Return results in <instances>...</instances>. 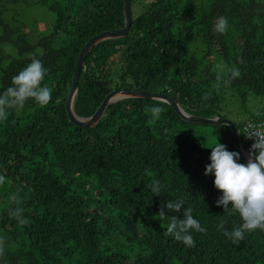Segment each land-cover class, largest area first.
I'll use <instances>...</instances> for the list:
<instances>
[{
    "label": "trees",
    "instance_id": "trees-1",
    "mask_svg": "<svg viewBox=\"0 0 264 264\" xmlns=\"http://www.w3.org/2000/svg\"><path fill=\"white\" fill-rule=\"evenodd\" d=\"M22 3L54 13L53 33L30 41L13 13ZM221 16L228 27L217 33ZM124 23L123 0H0V91L33 58L53 89L46 106L29 100L0 120V264H264V230L233 243L225 232L242 221L217 206L221 193L204 174L216 142L237 151L229 126L186 121L170 104L141 97L110 104L93 127L68 120L80 50ZM119 88L172 96L188 113L229 119L241 131L255 113L264 116V0H150L126 36L86 57L75 114L90 116ZM260 99L257 111L248 107ZM152 107L162 108L159 119ZM180 200L179 212L161 215ZM184 209L204 229L190 230L192 246L168 233Z\"/></svg>",
    "mask_w": 264,
    "mask_h": 264
},
{
    "label": "clouds",
    "instance_id": "clouds-1",
    "mask_svg": "<svg viewBox=\"0 0 264 264\" xmlns=\"http://www.w3.org/2000/svg\"><path fill=\"white\" fill-rule=\"evenodd\" d=\"M227 27V19L221 16L215 23L214 30L224 33ZM46 73L43 62L33 58L30 64L12 77L11 85L0 91V120L7 118L10 109H22L29 100L40 106H46L51 101L53 89L42 83ZM232 75L238 76L239 71L234 69ZM150 111L153 119H159L162 108L152 107ZM247 137L255 142L249 149L246 164L240 162L239 152L227 150L226 146L218 141L209 147L210 163L205 166L204 172L205 175L214 177V187L221 193L216 201L217 206L231 208L239 214L242 223L234 230L225 232V235L237 244L244 239L246 232L264 230V131H253ZM2 180L3 177H0V181ZM149 187L154 195L159 196L158 180H154ZM183 206L182 200L167 202L160 213L165 215V209L167 212H179ZM19 212L20 209H17L15 214L18 216ZM19 222L26 223L23 218H20ZM190 230L204 231L199 221L191 215V211L184 209L183 219L173 218L168 233L192 246L194 240L189 234Z\"/></svg>",
    "mask_w": 264,
    "mask_h": 264
},
{
    "label": "water",
    "instance_id": "water-1",
    "mask_svg": "<svg viewBox=\"0 0 264 264\" xmlns=\"http://www.w3.org/2000/svg\"><path fill=\"white\" fill-rule=\"evenodd\" d=\"M131 2L132 0H123V14L125 20L123 27L113 30H106L93 35L86 41L85 45L80 50L75 63V69L71 80V87L65 99V112L67 114L68 120L76 126L93 127L97 125L98 122L101 120L107 107L116 101L132 97L152 98L156 100H161L170 104L181 116V118L186 121L205 124H223L229 126L234 136L235 148L237 152L240 153V157L244 160L245 163H247L249 159V152L243 147L241 143L239 129L231 120L219 117L204 118L192 115L185 111V109L180 105V103L172 96L162 95L158 93H149L147 91H136L127 88H119L107 93L99 104V106L97 107V109L90 116L80 117L75 114L73 104L78 91L79 75L85 63L86 57L91 52L93 47L101 41L121 38L128 34L131 24L133 22Z\"/></svg>",
    "mask_w": 264,
    "mask_h": 264
},
{
    "label": "rangeland",
    "instance_id": "rangeland-1",
    "mask_svg": "<svg viewBox=\"0 0 264 264\" xmlns=\"http://www.w3.org/2000/svg\"><path fill=\"white\" fill-rule=\"evenodd\" d=\"M150 0H134L131 4L133 16L141 14L148 6ZM13 13H17L16 20L17 24H22L20 29L22 32L28 33V39L34 41L40 36L52 34L54 31L55 24V14L50 12L46 6L38 3H29L27 5H18ZM212 63L215 65V69L218 71H223V64L220 62V58L213 57ZM258 99V98H257ZM252 100V98H251ZM262 105V99L255 100L254 103H250L248 107L254 112L258 110ZM230 114H234L235 110L231 109Z\"/></svg>",
    "mask_w": 264,
    "mask_h": 264
},
{
    "label": "built area",
    "instance_id": "built-area-1",
    "mask_svg": "<svg viewBox=\"0 0 264 264\" xmlns=\"http://www.w3.org/2000/svg\"><path fill=\"white\" fill-rule=\"evenodd\" d=\"M256 130L264 131V116L260 117L257 113L242 124L240 131L241 143L242 145L247 146L248 149H250L255 141L254 139L248 138L247 135H250Z\"/></svg>",
    "mask_w": 264,
    "mask_h": 264
},
{
    "label": "bare ground",
    "instance_id": "bare-ground-1",
    "mask_svg": "<svg viewBox=\"0 0 264 264\" xmlns=\"http://www.w3.org/2000/svg\"><path fill=\"white\" fill-rule=\"evenodd\" d=\"M141 186V185H140Z\"/></svg>",
    "mask_w": 264,
    "mask_h": 264
}]
</instances>
